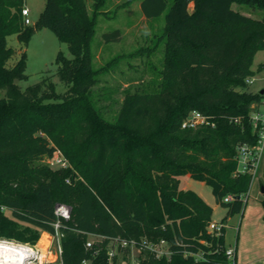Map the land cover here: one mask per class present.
I'll use <instances>...</instances> for the list:
<instances>
[{
    "label": "trees",
    "instance_id": "16d2710c",
    "mask_svg": "<svg viewBox=\"0 0 264 264\" xmlns=\"http://www.w3.org/2000/svg\"><path fill=\"white\" fill-rule=\"evenodd\" d=\"M106 3L46 0L31 26L24 23L25 0H0V239L36 245L42 232L54 233L61 203L72 209L61 230L65 264L130 262L132 244L143 241L164 242L169 255L138 251L139 264H227L226 228L219 236L209 230L213 207L182 190L179 178L212 187L227 209L222 224L245 208L254 176L251 168L239 171V147L255 149L263 129L252 115L264 95L247 80L264 50V0H173L170 7L168 0H143L147 19L166 13L160 82L154 91L143 82L127 90L113 121L93 93L105 69L94 68L92 43ZM234 4L263 17L244 15ZM44 29L72 57L59 52L55 74L23 90L15 80L27 78L26 52L8 66L16 54L9 38L28 46ZM121 37V30L104 34L106 43ZM194 111L211 124L184 129ZM57 151L68 168L42 162ZM229 195L234 200L225 202ZM90 238L96 240L88 248Z\"/></svg>",
    "mask_w": 264,
    "mask_h": 264
},
{
    "label": "rangeland",
    "instance_id": "374dc122",
    "mask_svg": "<svg viewBox=\"0 0 264 264\" xmlns=\"http://www.w3.org/2000/svg\"><path fill=\"white\" fill-rule=\"evenodd\" d=\"M142 1L107 0L106 6L101 10L102 13L97 15L96 32L92 43L94 68L96 70L105 69L100 72L99 79L101 81L94 88L93 93L98 99L99 106L104 110L106 119L110 121H113L118 114L127 90H134L143 82L146 89L154 91L160 82L159 73L164 62V43L160 40V36L165 28L166 13L158 18L147 19L142 12ZM172 2L173 0H168L169 7ZM92 3L93 0H89V8H92ZM25 6L30 10L29 19L31 26H34L45 9L46 0H25ZM233 8L256 19L263 17V12L253 11L246 6L234 4ZM192 9L193 4L190 5V10ZM115 30H121V39L106 43L104 34ZM8 42L9 47L16 51L8 66L17 63L22 53L26 52L24 73L27 78L21 81L15 80V84L20 85L23 90L40 83L45 75L55 74L58 68L56 58L59 52L62 51L67 58L72 57L68 45L61 43L57 36L48 29L33 34L28 46L22 45L16 35L11 36ZM252 71V78H254L252 91L260 93L264 89V79H262L264 77V50L255 55ZM53 80L57 83V92L64 93L65 85L58 77ZM42 162L48 164L53 170L60 169L50 163L47 157H44ZM179 183L182 190H191L197 193L213 207L214 222H220L226 217L227 209L217 203L210 185L195 180L189 175L181 176ZM235 230L237 231V229ZM233 232L234 230H228L227 239L231 242L233 238L235 240ZM43 234L47 233L42 232L41 237ZM95 240L96 238H90V241ZM165 249L167 250V247ZM132 251L138 252L135 247L132 248ZM136 253L134 260L126 262L119 259L117 264H138Z\"/></svg>",
    "mask_w": 264,
    "mask_h": 264
},
{
    "label": "built area",
    "instance_id": "2783aa9c",
    "mask_svg": "<svg viewBox=\"0 0 264 264\" xmlns=\"http://www.w3.org/2000/svg\"><path fill=\"white\" fill-rule=\"evenodd\" d=\"M24 16V23L26 25H31L29 19L30 10L27 7H24L22 10ZM248 84H252V79L247 80ZM252 122L254 127L259 125L262 126L261 138L258 146L253 149L247 145H241L239 147V161L238 168L239 171L245 173L249 168H251L253 176H255L261 155L264 147V116L259 113H254L252 115ZM211 122L207 116L203 115L200 112L194 111L190 116L184 121L182 127L184 129L194 128L198 125H210ZM50 163L58 166L59 168H68L69 163L63 157L60 151H57ZM234 200L232 195L225 197V202H231ZM72 209L66 204H57L55 207L56 221L53 223L54 233L50 235V243L46 250V257L44 260H41V251L36 245H30L26 243L19 242L14 239H0V258L4 264H65L63 259V247H62V228L64 221H69L71 219ZM226 228L225 224L221 222L211 223L209 230L219 236L222 234L223 229ZM94 241H88L87 247H92ZM127 243H124L126 246ZM135 247L138 251H150L154 253L158 258L162 256L169 255V249L164 242L160 244H152L148 241H143L139 246L135 243L132 244V248ZM167 247V250L165 249ZM115 251L111 250L109 252L110 258H113ZM50 256L54 257L50 259ZM226 256L228 259L227 264H236L235 261V250L232 248H227Z\"/></svg>",
    "mask_w": 264,
    "mask_h": 264
},
{
    "label": "crops",
    "instance_id": "0c3cea01",
    "mask_svg": "<svg viewBox=\"0 0 264 264\" xmlns=\"http://www.w3.org/2000/svg\"><path fill=\"white\" fill-rule=\"evenodd\" d=\"M263 73V72H262ZM264 79V77H262ZM252 78V85L254 83ZM263 95H264V89ZM257 92V91H254ZM254 113L264 116V100L253 106ZM264 147L257 172L253 178L246 205L242 213L230 217L226 222L225 243L235 250L236 264H264ZM238 226V228H236ZM233 231V241L227 239L228 230ZM237 229V231L235 230ZM48 234V233H47ZM50 235V234H49ZM132 251L131 259H135ZM138 252L136 260L138 262Z\"/></svg>",
    "mask_w": 264,
    "mask_h": 264
},
{
    "label": "bare ground",
    "instance_id": "6f19581e",
    "mask_svg": "<svg viewBox=\"0 0 264 264\" xmlns=\"http://www.w3.org/2000/svg\"><path fill=\"white\" fill-rule=\"evenodd\" d=\"M50 243V236L48 234H43L39 243H38V249L41 251V260H44L46 257V250ZM54 257L50 256V259H53ZM0 264H4L2 259L0 258Z\"/></svg>",
    "mask_w": 264,
    "mask_h": 264
},
{
    "label": "water",
    "instance_id": "95a60500",
    "mask_svg": "<svg viewBox=\"0 0 264 264\" xmlns=\"http://www.w3.org/2000/svg\"><path fill=\"white\" fill-rule=\"evenodd\" d=\"M17 81V80H16ZM261 94H263V91L261 92ZM239 199L241 198V197H238Z\"/></svg>",
    "mask_w": 264,
    "mask_h": 264
}]
</instances>
